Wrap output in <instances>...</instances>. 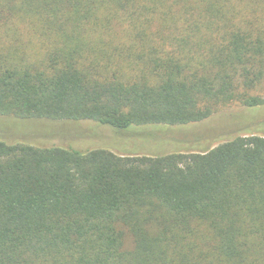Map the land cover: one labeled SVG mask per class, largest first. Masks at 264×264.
<instances>
[{
	"label": "trees",
	"instance_id": "16d2710c",
	"mask_svg": "<svg viewBox=\"0 0 264 264\" xmlns=\"http://www.w3.org/2000/svg\"><path fill=\"white\" fill-rule=\"evenodd\" d=\"M264 106V0H0V115L115 130ZM0 264H264V135L119 155L0 140Z\"/></svg>",
	"mask_w": 264,
	"mask_h": 264
},
{
	"label": "rangeland",
	"instance_id": "374dc122",
	"mask_svg": "<svg viewBox=\"0 0 264 264\" xmlns=\"http://www.w3.org/2000/svg\"><path fill=\"white\" fill-rule=\"evenodd\" d=\"M264 135V106H219L207 119L186 125H143L115 130L90 120L20 119L0 115V140L80 151L103 148L119 155L202 152L236 136Z\"/></svg>",
	"mask_w": 264,
	"mask_h": 264
}]
</instances>
